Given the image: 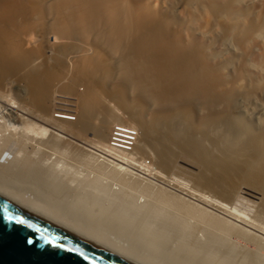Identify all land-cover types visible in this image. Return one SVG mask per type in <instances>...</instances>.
Listing matches in <instances>:
<instances>
[{"label": "bare ground", "instance_id": "1", "mask_svg": "<svg viewBox=\"0 0 264 264\" xmlns=\"http://www.w3.org/2000/svg\"><path fill=\"white\" fill-rule=\"evenodd\" d=\"M253 41L264 0H0V192L125 264H264Z\"/></svg>", "mask_w": 264, "mask_h": 264}, {"label": "water", "instance_id": "2", "mask_svg": "<svg viewBox=\"0 0 264 264\" xmlns=\"http://www.w3.org/2000/svg\"><path fill=\"white\" fill-rule=\"evenodd\" d=\"M0 264H125L0 192Z\"/></svg>", "mask_w": 264, "mask_h": 264}, {"label": "rangeland", "instance_id": "3", "mask_svg": "<svg viewBox=\"0 0 264 264\" xmlns=\"http://www.w3.org/2000/svg\"><path fill=\"white\" fill-rule=\"evenodd\" d=\"M34 42L36 43V41H34ZM253 42H254V43H253ZM253 42L249 43L250 45L248 44V46H247L248 49L250 50V48H251V50L249 51L248 49H246L247 51H246V50H245V51L247 52V54H248L249 56H250L251 54H256L257 57H256L255 55H251V57H252L253 59H254V57H255V59H257L259 55L264 54V53H261V54H260L261 50H260V52L256 53V52H254V48H255V47H258L259 49H264V48H263V45H264V44L261 45V43H264V42H259V44L262 46V48H261L260 45L257 46V42H258V41L256 42V44H255V41H253ZM252 43H253V44H252ZM251 44H252V46H254V47H249V46H251ZM254 44H255V45H254ZM31 46H32V45H31ZM34 46L36 47V44H35V45L33 44V47H34ZM262 51L264 52V50H262ZM250 52H251V53H250ZM252 52H254V53H252ZM16 78H17V77H16ZM16 78H15V79H14V78H13V79H12V78L9 79V83L7 82L8 84H7L6 86L4 85L5 87H4V86L1 87V88H4L5 91L3 90L4 92H2V91L0 92V103H1L0 105L3 106V105H5V104H7V103L9 104L10 100H16V101H18L17 99L20 100V98H19L20 96H24V95H25V93L22 94L23 92H26L25 84H24L23 82H21V81L18 82V79H16ZM11 81H13V82H11ZM14 81H15V82L17 81V84H16ZM118 81H120V80H117V79H116V81H115V80H112V82H113V86H114V85H117L116 82H118ZM109 84L112 85L111 82H110ZM9 86H10V87H9ZM12 86H13V87H12ZM23 86H24V87H23ZM113 86H112V87H110V86H106V87H107V89L109 90V88H110V89H114ZM11 87H12V88H11ZM19 87H21V88H19ZM10 88H11V89H10ZM10 90H11V91H10ZM14 90H15V91H14ZM8 91H9V92H8ZM18 91H19V92H18ZM11 92H12V93H11ZM3 93H4V95H1V94H3ZM9 93H11V94H9ZM12 95H13V96H12ZM14 96H15V97H14ZM7 97H8V98H7ZM11 97H12V98H11ZM16 97H17V98H16ZM138 97H139V96H138ZM6 98H7V99H6ZM13 98H14V99H13ZM143 98H145V99H143ZM5 99L8 100V102H7ZM60 99H61V101L59 100V103H61L63 107H64V104H65V108H68V109L71 108V106H72V104H71V103H72V96L70 97V96L64 94L63 96H62V95L60 96ZM126 99H127V98H126ZM142 99H143V100H142ZM142 99H141L142 102L144 101V102L142 103V105H143V106H146V110H147V111H145V110H144L145 107L143 108L142 105H141L142 109L144 110L143 112H145L144 115H145V114H148V113L150 114V112H151V113L153 112V114H154V111H157V110H158V109H157L158 106H155V105L153 106V104H154L153 101H152L153 104L150 102L151 100H150L149 102H150V104H152V106L154 107L155 110H154V109H153V110L151 109L152 107H151L150 104H148L149 102H148V103H145V102H146L145 100H148L147 97H145V95H144V97H142ZM1 101H2V102H1ZM3 101H4V102H3ZM67 102H68V103H67ZM4 103H5V104H4ZM114 104H116V102H114ZM144 104H146V105H144ZM147 104L150 105V106H148V109H147ZM155 104H156V103H155ZM156 105H157V104H156ZM149 107H151L150 110H149ZM159 108H160V107H159ZM156 109H157V110H156ZM146 112H147V113H146ZM69 114H71V115L74 116L73 113H69ZM145 116H146V115H145ZM149 117L151 118L152 115L150 114ZM149 117H148V118H149ZM123 130H124V129H122L121 127H119V125H117V126L115 127V130H114L113 136L116 137L117 134H118V135L120 134L121 136L119 137V139L122 138L123 142H126L125 138H123V137H127V136H126V134H125L124 132H122ZM119 131H121V132H119ZM124 131H125V132H128L129 130H124ZM91 135H92V134H91ZM91 135H88V137H90V138H92V139H97L94 135H92V136H91ZM111 135H112V134H111ZM113 136H112V137H113ZM93 137H94V138H93ZM90 138H88V140H89ZM90 140H91V139H90ZM122 140H121V141H122ZM92 141L96 142L97 140H92ZM177 174H178V173H177ZM179 174H181V173L179 172ZM182 174H183V173H182ZM152 176L156 178L158 175H157V176H156V175H152ZM165 176H166V175H165ZM165 176H164V177H165ZM182 176H183V175L177 176L179 179L176 177V178L178 179V180L176 179V180H177L176 183H178V184H177V187H178V188L180 187V184H181L183 187H185L184 184H183V183H186V182H185V176H183V179H184V180H183V182L181 183V181H182V178H181V177H182ZM164 177L162 176V178H163V179H167V181H166V180L161 181L162 179H161V180L159 179V178H161L160 176L157 177V178H158V179H156L157 182H155V181H156L155 179H154V180L151 179V180H153L155 183H159V182H160V185L165 186L166 184H163V183H164V182L167 183L168 181H171L172 178L170 177V179H171V180H170V179H169V175H167L165 178H164ZM167 177H168V178H167ZM179 180H180V183L178 182ZM158 181H159V182H158ZM170 183H171V184H170ZM170 183H167V184H168V185L170 184L171 186H166V187H167V188L169 187V188H170L171 190H173V191H174V190L178 191V188H175V187H176V183L174 184L173 181H171ZM173 184H174V186H173ZM186 184H188V183H186ZM178 185H179V186H178ZM188 185H190V184H188ZM182 186L180 187V188H182V189H181L182 192H180V191H178V192L182 194V193H184V192L186 191V192L188 193V189H187V190L184 189L185 191H183V187H182ZM174 188H175V189H174ZM185 188H188V187H185ZM179 190H180V189H179ZM187 193H185L184 195H185V196L187 195L188 197H191V196H192L191 194H189V193H192L191 191H190L188 194H187ZM189 195H190V196H189ZM187 196H186V197H187Z\"/></svg>", "mask_w": 264, "mask_h": 264}, {"label": "built area", "instance_id": "4", "mask_svg": "<svg viewBox=\"0 0 264 264\" xmlns=\"http://www.w3.org/2000/svg\"><path fill=\"white\" fill-rule=\"evenodd\" d=\"M119 132H121V131H119ZM125 134L127 135V137H123V138H125L126 142L133 143V142L136 141V138H137V135H138L136 133V131L130 130L128 132H125Z\"/></svg>", "mask_w": 264, "mask_h": 264}]
</instances>
